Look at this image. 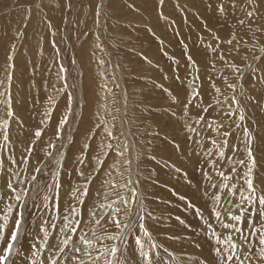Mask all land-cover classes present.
Wrapping results in <instances>:
<instances>
[{
	"label": "rangeland",
	"instance_id": "1",
	"mask_svg": "<svg viewBox=\"0 0 264 264\" xmlns=\"http://www.w3.org/2000/svg\"><path fill=\"white\" fill-rule=\"evenodd\" d=\"M234 3L233 8V0H223L222 14L217 10L221 0H164L162 5L159 0H0V93H4L0 95V124L9 122L8 155L18 158L16 164L5 160L0 167V194L8 196L4 185L11 172L19 173L14 186L27 193L23 202L8 199L12 213L0 201V225H5L3 216H9L0 228V254L15 230L17 211L22 213L18 239L5 264H32L33 245L39 247L40 264H51L52 258L67 264L60 253L41 246L39 226L42 220L56 225L49 231V244H53L61 223H68L62 221L61 212L67 215V205L73 202L69 193L82 183L79 173L87 177L93 168L88 195L79 206L86 231L89 227L103 231L101 226L88 224L93 202L122 207V200L135 196L152 213L143 223L161 245L153 264H216V248L223 247L228 254L225 241L230 233L215 213H221L223 222L235 223L226 213L231 208L245 220L239 225L245 235L251 233V242L245 249L233 250L234 255L249 264L245 257L251 254V264H264L255 255L264 247L259 244L264 231L249 227L255 222L259 229L264 221L259 214L264 206L255 203L264 195V83L260 82L264 78V52L260 51L264 47V0L250 6L246 0ZM247 11H253L252 18ZM10 63L14 69H9ZM229 84L236 85L235 89ZM66 113H70L68 122L62 139H57V125ZM239 115H244L243 121ZM41 128L44 134L37 139L34 132ZM245 130L255 137L256 166L249 177L254 179L255 192L246 190L244 184L248 169L237 164L233 171L232 167L245 159L241 143ZM225 131L231 135L225 137ZM29 143L33 150L20 163ZM49 143L57 146L53 155L62 165L59 174L45 168L46 163H55L45 155L52 151ZM109 143L113 149L104 147ZM234 144L241 150L233 151ZM221 150L224 158L219 156ZM97 156L103 164L96 163ZM34 166L44 169L42 176L37 174L42 187L55 182L59 211L52 210L50 189L33 199L29 180ZM221 171L230 179L223 180L218 175ZM44 195L49 201L43 200ZM214 195L221 200L216 201ZM249 196L253 203L247 201ZM249 212L252 220L247 219ZM105 221L107 216L102 224ZM209 223L212 228L207 227ZM107 227L117 231L112 224ZM78 234L79 229L74 235ZM232 235L236 241L238 234ZM109 243L103 241L96 247ZM125 247L128 251L121 259L145 264L133 241ZM232 264L240 261L234 259Z\"/></svg>",
	"mask_w": 264,
	"mask_h": 264
},
{
	"label": "snow or ice",
	"instance_id": "2",
	"mask_svg": "<svg viewBox=\"0 0 264 264\" xmlns=\"http://www.w3.org/2000/svg\"><path fill=\"white\" fill-rule=\"evenodd\" d=\"M164 0H159V4H163ZM255 3V0H246L247 5H253ZM70 7V4L68 5ZM101 7L100 4L97 5V8ZM232 7H235V3L233 0ZM222 14L224 13L225 9L223 6V0H221V4L218 6L217 9ZM30 11V10H29ZM99 15V13H97ZM254 15L253 11H247V16L249 18H252ZM239 23L243 24L244 21L240 20ZM216 39H219L216 37ZM231 43V41H228ZM261 52H264V47L260 49ZM13 57L11 53L8 56V60L12 61ZM147 59V57H145ZM259 59V58H257ZM189 60H191V57H189ZM193 63H195L193 61ZM9 69H14V64H9ZM248 67H251V65H248ZM234 70L237 72H240V69L236 66H233ZM60 71H63L61 68ZM242 75V73H241ZM6 79L10 80L11 76L6 77ZM260 82L264 83V78H260ZM2 83V82H0ZM229 88L235 89L236 85L229 84ZM216 91L219 92L220 89L216 88ZM196 95H199V93H195ZM0 95H4V93H0ZM10 100V98H9ZM9 100L4 101L7 106L10 107ZM207 107L203 109L204 112H207ZM9 116H14V112H9ZM47 115V113L45 114ZM70 113H66L64 118L60 121V123L57 125L56 128V138L62 139V132L64 129V125L67 124L68 118ZM175 115V114H173ZM229 116L233 115V113H228ZM200 119H203V116L200 117ZM239 119L241 121L244 120V115H239ZM43 123V121H41ZM210 126V125H209ZM239 126V125H237ZM10 125L7 120H5L2 124H0V133H2V136H0V139H2L3 143H0V153H2V157H0V167L4 166V161L7 160L9 165H13L17 163V157L13 155H8L9 151V143H10V137L8 133ZM189 131H195V129L189 128ZM43 129H37L34 132L35 138H40L43 135ZM91 135V133H89ZM109 136H112L113 134L111 132L108 133ZM225 137H228L231 135L230 132L225 131L223 133ZM245 136L246 139H243L241 141L243 145V153L245 156V159L237 160L233 163V171L236 170V165H240L241 167L247 168L248 171L243 174L244 184L246 185V190L251 189L253 192L256 191V187L254 185V179L249 178L252 176L253 169L256 166V157L254 155V148H253V142L255 140V137L252 135V133L248 130H245ZM228 141L225 139L223 141L224 145H227ZM213 144H216V141L213 140ZM48 148L52 149V151H46L45 155L49 158H51L52 161H55L54 164H45V168L52 169L54 168L56 173L59 174L61 170V162L59 160H56V157L53 155V152L56 151V145L49 143ZM62 147V145L60 146ZM85 148L89 147L88 144L84 145ZM104 147H107L108 149H113V145L110 143L105 145ZM177 147H179L177 145ZM33 150V145L29 143L25 149L24 153L21 154V157L19 158L20 163H24L28 159V155ZM240 147L237 145H233V151H240ZM58 154V153H57ZM123 151L119 152V155L123 156ZM219 156L221 158H224L225 152L223 150L219 151ZM81 164L84 163V160L80 161ZM96 163L103 164V161L99 159V156H97ZM128 165L130 166L132 161H127ZM95 171V168L91 169L89 172V175L86 177L85 173L81 171L79 174L82 178V183L80 185H77L74 187L69 193L70 199L73 201L72 203H69L67 205V215H65L63 212H61V218L62 221L66 220L68 221L67 224L61 223V226L58 230L59 234L54 237V243L49 244V231L52 228H55L56 225L51 223L48 220H42L40 224V231L43 232V237L41 239V246H46L49 251L58 252L61 254L62 258L67 259V264H100V261H103V264H127L126 257L124 259H121V257H124L125 252L128 251V248L125 247L129 244V241H133L135 246L139 249V256L140 258L145 262V264H153V261L156 260L160 253L157 251L158 248L161 247V245L155 243L153 241L152 234L148 231L143 221L146 218L152 217V213L145 207L143 202H140L136 199L135 196L130 197L129 199L122 200V207H113L111 204L104 205L103 203L97 205L95 202H93L91 206V210L88 212V224L90 225H98L101 226L103 231L100 233H97L94 229L89 227V230L86 231L85 228L81 225L80 217L82 215L81 211L79 210V206L84 203V197L88 195V186L91 183V180L93 179L91 173ZM176 171H181L180 169H176ZM44 169H42L39 166L33 167V174L30 176L29 184L31 185V190L33 193V199H36L37 196L40 195V193L44 192L45 189H50L53 191V198L51 199L52 203V210L53 211H59V204L56 197H58L59 193L56 191L55 182L52 184H46L43 187L40 185L38 175H43ZM219 176L223 178V180L227 181L230 179L229 176L225 175L224 172H219ZM17 179H19V173L18 172H11L8 179L5 182L4 190L8 192V196H5L3 194H0V201L4 202V210L7 213L13 212V205L7 203L8 199H12L17 202H23V199L25 197L26 190L23 187L19 188V191L17 187L14 186ZM211 180V177H209ZM212 188H216V184H211ZM223 187L227 188L229 193L232 195H235V193L232 191V189L229 187V185L224 184ZM105 199H107V195L104 196ZM216 201L221 200L220 195H214L213 197ZM49 197L47 195L43 196V200L49 201ZM181 200H185L186 198L181 196ZM227 201V197L225 198ZM241 199H244V197H241ZM247 201L249 203H253L251 200V196L247 198ZM258 203V205L264 206V195L260 196L258 200L255 202ZM131 205V207H130ZM104 207H108L111 211L109 213H104L103 211H97V208L103 209ZM189 207H194V205L189 202ZM235 207V205H233ZM241 207H244L242 205ZM197 215L200 214V210L197 209ZM226 213L231 221L235 223H225L222 220H220L221 213L217 211L215 213V216L218 221L221 223V227L224 229L229 230V235L227 236V240L225 241L228 244V254L225 255L223 247L216 248V256L218 257V260L216 261V264H232V261L239 260L240 264H244V260L241 259L239 255H234L233 250H241L245 249L247 245L251 242L250 241V231L248 235H245V229H242L239 227L240 224L245 223V220L239 215V214H233L231 208H226ZM260 215H264V212H260ZM104 216H107V221L102 224V218ZM177 220L181 224L184 223L183 220H180L179 217H176ZM248 220H252V214L251 212L248 213ZM3 220L5 221V225L9 220L8 215L3 216ZM22 224V213H19L17 211V219L14 222L15 230L10 235V242L7 243L6 247L3 249V254H0V264H5L6 261H8L9 256L12 254L14 250V245L18 239V233L20 231ZM112 224L115 226L116 230L115 232H112L108 229L107 225ZM5 225H0V228H3ZM208 228H212V225L209 223L207 225ZM250 229L257 230V231H264V221L260 222L259 229L256 228V223L253 222L249 226ZM79 229V234L74 235L77 233V230ZM143 235H140L141 233ZM91 233V234H89ZM232 233L238 234L236 241H233V235ZM213 235H215V230H213ZM74 237V238H73ZM169 239H174V237H169ZM103 241H111L112 243H109L107 245H103L100 248L96 247L97 243H102ZM217 244H221V240L219 237L216 238ZM260 245H264V238L259 240ZM33 247L36 249L33 252V261L32 264H40L39 256H40V250L39 247L36 245H33ZM164 251L167 253L168 249L165 248ZM97 253L94 255L93 253ZM171 255V253H169ZM257 259L259 261H264V247H261L260 252L255 254ZM47 259V258H46ZM249 261V264H251L252 255L245 257ZM51 264H58L57 258L51 259Z\"/></svg>",
	"mask_w": 264,
	"mask_h": 264
}]
</instances>
